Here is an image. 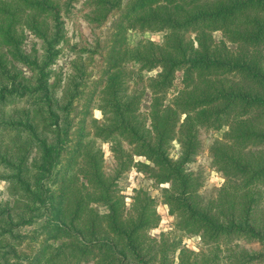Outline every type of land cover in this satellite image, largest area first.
I'll list each match as a JSON object with an SVG mask.
<instances>
[{"label": "trees", "instance_id": "obj_1", "mask_svg": "<svg viewBox=\"0 0 264 264\" xmlns=\"http://www.w3.org/2000/svg\"><path fill=\"white\" fill-rule=\"evenodd\" d=\"M81 12L91 38L72 43L67 20ZM129 31L142 34L133 45ZM29 34L40 48L25 49ZM65 46L70 72L57 73ZM92 60L103 66L89 82ZM223 127L210 151L225 181L204 195L192 164ZM134 167L170 183L181 236L149 234L161 216L142 189L126 214L118 180ZM0 180L11 197L0 199V264H221L224 248L228 264H264V0H0ZM35 216L44 224L23 247ZM192 235L198 250L183 244Z\"/></svg>", "mask_w": 264, "mask_h": 264}, {"label": "rangeland", "instance_id": "obj_2", "mask_svg": "<svg viewBox=\"0 0 264 264\" xmlns=\"http://www.w3.org/2000/svg\"><path fill=\"white\" fill-rule=\"evenodd\" d=\"M90 25L88 22L83 18V13H78L75 15L73 19H68L66 28L68 31V37L70 38V41L77 42L79 34L83 32L86 36H89L91 38V30ZM112 26L111 22L107 24L106 27L102 28V30L99 32L100 38L102 40L107 39L110 37L112 33ZM146 39L150 40L152 43H161L163 42V36L164 33H145L143 35ZM142 37V34L138 31H129L128 32V40L130 41V44H134L138 38ZM216 39L222 38V35L220 32L215 33ZM42 41L37 38L33 34H29V37L27 38L24 47L27 51H31L33 46L36 48L41 47ZM42 50H40L41 52ZM94 57V56H93ZM73 54L69 51L67 46L64 47L63 52L58 57L56 63L52 66L53 69L57 71V73H60L62 70L64 74H67L70 72V59H73ZM103 65L101 64V61H91L88 63V74H87V80L89 82H92L95 78L99 77L100 68ZM130 68H134V65L131 64ZM153 71L152 73H154ZM150 74V73H149ZM176 91V90H175ZM174 93V91H173ZM173 95V94H171ZM151 110V97L150 94L144 96L142 103H141V112L147 117L149 111ZM96 117L101 118V112L97 110L95 112ZM150 120H148V123ZM227 130V127H223L221 130L213 132L209 138L207 139V146L205 149V152L200 154L197 157V160L192 164V167L194 170H198L201 168L204 175V186L202 187V193L204 195H207L211 189L214 187H220L225 179L222 176V173L218 171L216 167L212 165V155L210 151L211 145L216 141L220 140L223 137V133ZM180 144L177 140L173 141L172 148H171V156L174 159H177L180 153ZM104 154H105V169L108 171L110 169V166L113 164V156L112 152L110 150V146L108 144L104 145ZM136 161H146V157L144 156H135ZM170 183L168 184H157L153 179H151L148 175L140 172L137 170L136 167L132 168L130 172L126 173L122 178L118 180V186L121 189V194L124 195V201H125V211L126 214L131 211L132 203L134 201V196L137 193L138 190L142 189L143 191L148 192L152 197L156 199V209L158 214L161 216L159 226L151 231H149V234L151 236H155L156 238H160V236L164 233L169 235L171 238L179 237L181 236V232L176 229L175 226V217L170 214V208L169 206L164 202L163 197V188L168 187ZM0 192L1 197L0 199L4 201H11V197L8 192V182L0 180ZM45 217L44 216H35V220L31 224H26L21 228V231H19L20 235L23 236H29L26 241L23 243V247L28 246V240L30 238H37V235L34 233L36 231L32 230H38L42 227L44 224ZM31 236V237H30ZM183 244L194 250L200 249V247L203 245V241L199 235H192V236H184L183 238ZM183 245V246H184ZM245 246L246 248H258V244H251L244 240H236L231 244V247H234V250L239 249V246ZM230 253L229 250L226 248L223 249L221 252V255H223V259L221 264H228L229 259L226 258V256ZM178 253L175 255V261H178L177 258Z\"/></svg>", "mask_w": 264, "mask_h": 264}]
</instances>
